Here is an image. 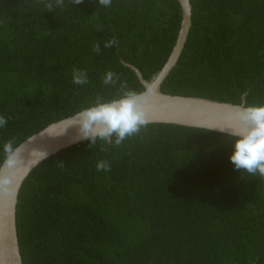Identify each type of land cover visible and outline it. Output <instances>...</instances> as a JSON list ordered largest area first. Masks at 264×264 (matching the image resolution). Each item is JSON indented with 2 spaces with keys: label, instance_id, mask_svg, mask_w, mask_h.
<instances>
[{
  "label": "trees",
  "instance_id": "1",
  "mask_svg": "<svg viewBox=\"0 0 264 264\" xmlns=\"http://www.w3.org/2000/svg\"><path fill=\"white\" fill-rule=\"evenodd\" d=\"M46 2L0 0V166L8 140L16 148L98 96H119L121 85L141 93L129 66L152 82L182 22L178 0H64L51 11ZM190 5L186 40L161 92L264 105V0ZM110 40L117 43L105 47ZM74 69L88 83H73ZM108 71L114 85L103 83ZM89 143L51 155L23 181L15 213L21 264H264V178L234 168L231 135L148 123L119 146ZM100 161L110 170L97 171Z\"/></svg>",
  "mask_w": 264,
  "mask_h": 264
},
{
  "label": "water",
  "instance_id": "2",
  "mask_svg": "<svg viewBox=\"0 0 264 264\" xmlns=\"http://www.w3.org/2000/svg\"><path fill=\"white\" fill-rule=\"evenodd\" d=\"M182 9V22L176 44L167 62L152 82L142 78L140 72L129 66L136 74L146 95L144 109L148 123H167L188 127L210 129L225 134L240 127L239 115L244 104L234 105L197 97L171 96L161 92L166 79L184 46L190 27V0H178ZM75 115L48 125L40 132L24 140L18 147L16 164L9 168L6 159L0 166V177L8 183L0 187V264H21L16 231V204L20 187L30 172L43 160L60 150L86 139H78L79 126H72ZM42 152L45 157L42 159Z\"/></svg>",
  "mask_w": 264,
  "mask_h": 264
},
{
  "label": "clouds",
  "instance_id": "3",
  "mask_svg": "<svg viewBox=\"0 0 264 264\" xmlns=\"http://www.w3.org/2000/svg\"><path fill=\"white\" fill-rule=\"evenodd\" d=\"M70 3L79 5L84 0H69ZM100 5L105 7L111 5V0H98ZM54 6H64V0H55V5L46 2L44 7L51 11ZM117 41L110 40L105 47H112ZM99 51V46H94ZM118 80L116 74L108 71L103 79L105 85L115 84ZM73 83L83 85L88 83L86 72L74 69ZM126 85H121L120 95L103 101L97 97L93 105L78 111L75 114L72 126H79L80 136L78 139L88 140L89 147L96 145L99 139L119 146L133 135L139 134L142 128H146L148 120L145 116V99L150 90L144 93H137L133 90H125ZM240 127L231 131L233 137V153L229 160L236 170H243L249 175L259 174L264 178V105L245 107L239 115ZM7 120L0 117V127H5ZM113 137H115L113 141ZM6 164L9 168L17 162L18 149L14 147V141L8 140L4 145ZM45 153L42 152V159ZM97 171L110 170L107 161H100L96 165ZM6 177H0V187L8 183Z\"/></svg>",
  "mask_w": 264,
  "mask_h": 264
}]
</instances>
